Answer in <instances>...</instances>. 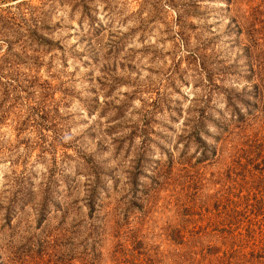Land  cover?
I'll list each match as a JSON object with an SVG mask.
<instances>
[{
  "label": "rangeland",
  "instance_id": "374dc122",
  "mask_svg": "<svg viewBox=\"0 0 264 264\" xmlns=\"http://www.w3.org/2000/svg\"><path fill=\"white\" fill-rule=\"evenodd\" d=\"M251 64L264 0H0V264H264Z\"/></svg>",
  "mask_w": 264,
  "mask_h": 264
},
{
  "label": "trees",
  "instance_id": "16d2710c",
  "mask_svg": "<svg viewBox=\"0 0 264 264\" xmlns=\"http://www.w3.org/2000/svg\"><path fill=\"white\" fill-rule=\"evenodd\" d=\"M245 54H246V56L250 59V57H251V54L249 53V51H248V47H246L245 48ZM263 65H261V64H258V68L257 69H254L253 68V66H252V64L250 65V69H249V71L251 72V73H253L254 71L256 72V76H257V78H258V80H261L262 81V75H263ZM259 84H260V82H259ZM262 86V85H261ZM253 87H254V94L255 95H257L259 92H260V90H259V87H258V83L257 84H253ZM85 264H88V263H85Z\"/></svg>",
  "mask_w": 264,
  "mask_h": 264
}]
</instances>
